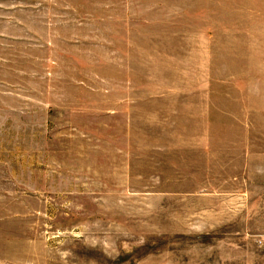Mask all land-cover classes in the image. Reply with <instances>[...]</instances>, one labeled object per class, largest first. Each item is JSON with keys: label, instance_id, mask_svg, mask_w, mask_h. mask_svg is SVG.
<instances>
[{"label": "rangeland", "instance_id": "rangeland-1", "mask_svg": "<svg viewBox=\"0 0 264 264\" xmlns=\"http://www.w3.org/2000/svg\"><path fill=\"white\" fill-rule=\"evenodd\" d=\"M0 264H264V0H0Z\"/></svg>", "mask_w": 264, "mask_h": 264}, {"label": "crops", "instance_id": "crops-1", "mask_svg": "<svg viewBox=\"0 0 264 264\" xmlns=\"http://www.w3.org/2000/svg\"><path fill=\"white\" fill-rule=\"evenodd\" d=\"M5 60L1 59V56H0V64H5Z\"/></svg>", "mask_w": 264, "mask_h": 264}, {"label": "built area", "instance_id": "built-area-1", "mask_svg": "<svg viewBox=\"0 0 264 264\" xmlns=\"http://www.w3.org/2000/svg\"><path fill=\"white\" fill-rule=\"evenodd\" d=\"M261 242L264 243V236H262Z\"/></svg>", "mask_w": 264, "mask_h": 264}]
</instances>
